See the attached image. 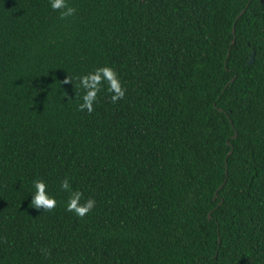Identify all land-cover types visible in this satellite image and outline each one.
Here are the masks:
<instances>
[{
  "label": "trees",
  "instance_id": "1",
  "mask_svg": "<svg viewBox=\"0 0 264 264\" xmlns=\"http://www.w3.org/2000/svg\"><path fill=\"white\" fill-rule=\"evenodd\" d=\"M69 3L0 0V264H264V0ZM102 65L125 97L81 112Z\"/></svg>",
  "mask_w": 264,
  "mask_h": 264
},
{
  "label": "clouds",
  "instance_id": "2",
  "mask_svg": "<svg viewBox=\"0 0 264 264\" xmlns=\"http://www.w3.org/2000/svg\"><path fill=\"white\" fill-rule=\"evenodd\" d=\"M49 7L57 12L60 19H67L76 14V8L69 3V0H48ZM77 87L82 90L80 103L77 108L81 112L92 113L94 105L98 101L99 94L102 91V86L107 85V91L111 94V102L113 104L122 100L125 97L126 88L123 86L120 76L117 71L110 65H102L93 68L85 74L75 75ZM65 83L73 85V77L67 76ZM59 188L61 191L68 194L65 210L73 213L79 218L85 217L92 212L96 206V200L92 197L83 199V193L72 188L69 178H64ZM30 204L36 209L44 211H52L57 206L56 197L49 191L48 184L41 178H34L31 182Z\"/></svg>",
  "mask_w": 264,
  "mask_h": 264
},
{
  "label": "water",
  "instance_id": "3",
  "mask_svg": "<svg viewBox=\"0 0 264 264\" xmlns=\"http://www.w3.org/2000/svg\"><path fill=\"white\" fill-rule=\"evenodd\" d=\"M262 1H263V0H262ZM249 2H250V0H249ZM245 10H246V8H244L243 10H241L240 14L244 13ZM240 14H239V15H240ZM237 18H238V16H237ZM233 33H235V26H233ZM234 42H235V36H234V38H233V40H232V43H234ZM253 60H254V52H252V54H251V58H250L249 62L251 63V62H253ZM230 152H231V151H230Z\"/></svg>",
  "mask_w": 264,
  "mask_h": 264
}]
</instances>
